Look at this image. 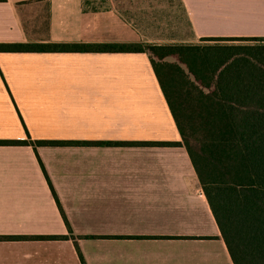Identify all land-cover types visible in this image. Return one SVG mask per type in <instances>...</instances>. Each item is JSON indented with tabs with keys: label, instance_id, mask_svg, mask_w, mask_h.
<instances>
[{
	"label": "crops",
	"instance_id": "crops-1",
	"mask_svg": "<svg viewBox=\"0 0 264 264\" xmlns=\"http://www.w3.org/2000/svg\"><path fill=\"white\" fill-rule=\"evenodd\" d=\"M0 0V43L264 37V0ZM224 42V41H218ZM0 264H233L146 52L0 51ZM58 202H57V200ZM74 236V238H72Z\"/></svg>",
	"mask_w": 264,
	"mask_h": 264
},
{
	"label": "trees",
	"instance_id": "trees-1",
	"mask_svg": "<svg viewBox=\"0 0 264 264\" xmlns=\"http://www.w3.org/2000/svg\"><path fill=\"white\" fill-rule=\"evenodd\" d=\"M201 40L217 42H6L0 51L146 52L181 141L105 142L183 145L233 264H264V37ZM82 142L100 141L0 139L34 148Z\"/></svg>",
	"mask_w": 264,
	"mask_h": 264
},
{
	"label": "rangeland",
	"instance_id": "rangeland-1",
	"mask_svg": "<svg viewBox=\"0 0 264 264\" xmlns=\"http://www.w3.org/2000/svg\"><path fill=\"white\" fill-rule=\"evenodd\" d=\"M109 4H113V1L112 3H110V0H85L84 1V7L90 10L103 9V8L108 7ZM245 42H247L248 44H257L259 41H245Z\"/></svg>",
	"mask_w": 264,
	"mask_h": 264
}]
</instances>
